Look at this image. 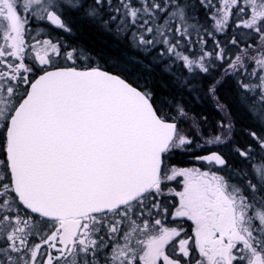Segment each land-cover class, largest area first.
I'll return each instance as SVG.
<instances>
[{
  "label": "snow or ice",
  "instance_id": "obj_1",
  "mask_svg": "<svg viewBox=\"0 0 264 264\" xmlns=\"http://www.w3.org/2000/svg\"><path fill=\"white\" fill-rule=\"evenodd\" d=\"M82 27L109 43L67 38ZM230 81L251 143L233 140ZM186 96L225 119L206 134ZM258 153L264 0H0V264H264Z\"/></svg>",
  "mask_w": 264,
  "mask_h": 264
},
{
  "label": "trees",
  "instance_id": "obj_2",
  "mask_svg": "<svg viewBox=\"0 0 264 264\" xmlns=\"http://www.w3.org/2000/svg\"><path fill=\"white\" fill-rule=\"evenodd\" d=\"M67 38L78 40L88 47H102L109 43L108 37L87 27H82L77 36ZM219 97L220 101L227 106L228 112L231 113V119L234 124L233 140L240 145L251 143L246 129L254 130V126L251 123V116L247 112H244L236 103L234 82L230 81L228 84H225L219 91ZM185 103L188 104L190 115H194L197 118L201 116H207L209 118L208 122L204 124L206 134H210L212 130H215L218 122L225 119L224 114L218 112L211 101L201 100L198 102L194 98L186 96ZM224 151L231 155L229 147H226ZM231 162L233 164L237 163L236 156H233Z\"/></svg>",
  "mask_w": 264,
  "mask_h": 264
},
{
  "label": "flooded vegetation",
  "instance_id": "obj_3",
  "mask_svg": "<svg viewBox=\"0 0 264 264\" xmlns=\"http://www.w3.org/2000/svg\"><path fill=\"white\" fill-rule=\"evenodd\" d=\"M30 25L33 28L32 22H30ZM58 31L59 30H53L52 33H57ZM61 35H64V34L61 33ZM197 152H199L200 154H204V155L208 154V152L202 151L200 149H197ZM236 159H237V163H235V164H241L242 158L236 157ZM174 162H178V166H181V167H197V168H200L201 171H209V172L217 171V169L215 167H213L212 165L207 164V163L202 162V161L195 160L190 155H178V156L174 157ZM170 187L177 190V191L182 190V184H178L176 182H170ZM163 199H165L167 201V204H168L170 211L174 212L175 207L178 206V198L172 197V196H165ZM162 223L165 226H169V227H174V226L180 225L187 232H191V229L193 227L191 221H188L186 219L175 220L172 218V216H167L166 218H164L162 220Z\"/></svg>",
  "mask_w": 264,
  "mask_h": 264
},
{
  "label": "rangeland",
  "instance_id": "obj_4",
  "mask_svg": "<svg viewBox=\"0 0 264 264\" xmlns=\"http://www.w3.org/2000/svg\"><path fill=\"white\" fill-rule=\"evenodd\" d=\"M33 23V28L35 29L36 27H43L44 26V22H39L36 20H32L30 21ZM57 35V33H52V36L55 37ZM65 37H67V34H64ZM42 38H49L47 35H43ZM72 39V38H71ZM243 109V108H242ZM244 110V109H243ZM242 110V111H243ZM244 112H247L246 110H244ZM251 123L254 126V130H259V126L254 122V120L251 117ZM184 126L187 128L188 126V122H184ZM258 155H264V153H258ZM238 158V157H237Z\"/></svg>",
  "mask_w": 264,
  "mask_h": 264
}]
</instances>
